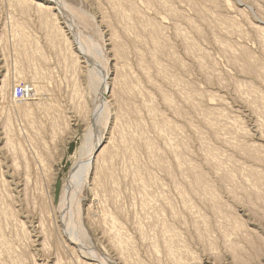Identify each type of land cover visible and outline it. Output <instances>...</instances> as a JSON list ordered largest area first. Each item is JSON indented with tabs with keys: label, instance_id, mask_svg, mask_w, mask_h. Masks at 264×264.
<instances>
[{
	"label": "rangeland",
	"instance_id": "374dc122",
	"mask_svg": "<svg viewBox=\"0 0 264 264\" xmlns=\"http://www.w3.org/2000/svg\"><path fill=\"white\" fill-rule=\"evenodd\" d=\"M65 1L104 41L110 114L97 128L50 0H0V264H85L55 218L92 124L88 245L118 264H234L249 247L239 223L264 231V0Z\"/></svg>",
	"mask_w": 264,
	"mask_h": 264
},
{
	"label": "bare ground",
	"instance_id": "6f19581e",
	"mask_svg": "<svg viewBox=\"0 0 264 264\" xmlns=\"http://www.w3.org/2000/svg\"><path fill=\"white\" fill-rule=\"evenodd\" d=\"M28 1H31L30 3L28 2L29 4L37 3L38 5H42V6L44 5L42 2H40L41 0H28ZM50 3L51 4L49 6H46V7L57 10V13H59L61 15V17H63V20L67 24L66 26H68L72 32V35L74 38L73 41L76 42L77 51L83 59L82 62L85 64L83 69L85 72V76H87L88 88L90 91H92V93L94 95L93 98H91L92 99V105L94 107L93 108L94 111L92 110V112L94 114L93 115V119H94L93 122L97 128L98 127L100 128V126H102V125L105 126L108 122V118H109V114H110L109 103L107 101V97H108L107 92H109L108 79H109V75H110V73H109L110 68H109V57H108L107 52H106L107 50L104 46V41L101 37H99V35H97V36L96 35H90L87 38L83 37V35L80 32H82V30H84V28L88 25L87 19L80 12H78L72 6H70L68 2H66L65 0H50ZM71 14L73 16L76 15V17H74V19H71L69 17ZM13 94H14L15 99L17 101H19L18 103L22 104L24 97H26L24 95L25 94L24 89L22 87H20V85L19 86L17 85V87L15 86V88L13 90ZM26 94H28V93H26ZM27 100H28V97H27ZM27 100H25L26 103H27ZM22 105H24V103ZM22 105H21V107H22ZM94 124L89 126L88 131L85 135L86 137L84 138L85 141H84L83 145L81 144V150H80L79 158L75 160L73 167L70 171L69 178L66 180V183L64 184L63 188L61 189L62 192H61V196L59 197V199H60L59 205L56 208L57 216L55 218V222H56L55 226H57L56 228H59L60 234L58 231H57L58 233H55V234L56 235L58 234L60 236V238H62L63 243L65 244L64 247L70 251L69 254H71V252H72V254L76 253L77 256L74 255V257L79 258L78 262L80 261V258H83L85 261H83L82 259L81 260L85 264H118L115 261V259L113 260L111 257H104V255H101L100 253L96 252L92 248V246L88 245L90 243L88 241L87 233L85 232L86 229L84 230V228L82 226V222H81L80 192H81L83 184L85 183L86 178L89 175L90 168L92 167L91 165H92L93 158L95 157V159H96L98 157H101L100 151H99L100 153H98L100 156L98 154L95 155L98 151L99 145L101 144L102 137L99 134L100 132L99 133L97 132L98 129L96 130V132H95V130H93L94 129L93 127L95 126ZM97 125H99V126H97ZM94 133H97L96 134L97 136H95ZM195 177L197 178V180H199V183L201 184V182L203 180L202 174L195 175ZM4 182H7V181L5 180ZM6 184H7V186L9 185L8 182ZM200 186H202V185H197V187H200ZM16 189L18 190V188H16ZM18 192H20V190H18ZM18 195H19V193H18ZM52 222H54V221H52ZM164 223H165V221H164ZM239 224H240L239 226L241 228V233H239V235H240V237H243V239L244 238L247 239V244L249 245L248 251L249 250H251V251L248 252L247 250H244L245 252L243 253L242 252V249L244 248L243 246H240L242 248H239V249L237 248L236 250H234L232 252V254H233L232 258H233L234 264H250V263L254 262L253 259H255V258L256 259L257 258L261 259V257L264 258L263 257L264 256V231H262L261 232L262 234L259 237H257V235L256 236L252 235L253 234L251 232L252 230L249 231L247 229H244V222L239 223ZM165 225H168V224H165ZM165 228H167V227H165ZM47 231H49V230H47ZM47 231H46V233H47ZM27 233H28V231H27ZM51 234H52V232H51ZM56 238H58V237H56ZM177 238H178V236H177ZM170 239H172V238H170ZM238 239H239V236H238ZM238 239H237V241H238ZM167 241H168V239H167ZM238 242H240V240ZM173 244L174 243H172V245ZM235 245H237V242H235ZM165 248H166V246H165ZM166 249L168 250V248H166ZM170 252H171V250H170ZM218 257H219V255H218ZM199 258L197 257L196 259H199ZM195 262H194V264H195ZM189 264H191V263H189ZM196 264H197V262H196ZM198 264H200V263H198ZM223 264H224V262H223Z\"/></svg>",
	"mask_w": 264,
	"mask_h": 264
}]
</instances>
